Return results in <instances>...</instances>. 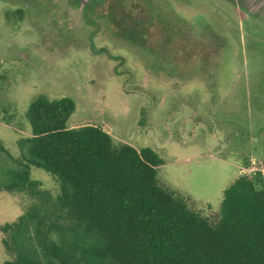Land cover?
I'll list each match as a JSON object with an SVG mask.
<instances>
[{"label":"rangeland","instance_id":"374dc122","mask_svg":"<svg viewBox=\"0 0 264 264\" xmlns=\"http://www.w3.org/2000/svg\"><path fill=\"white\" fill-rule=\"evenodd\" d=\"M123 1L126 10L108 0H0V118L11 120L0 119L2 144L18 156L32 102L69 98L68 128L96 126L153 149L160 182L204 215L219 211L240 174L261 189L264 0ZM31 176L59 192L45 170ZM31 203L0 192V228Z\"/></svg>","mask_w":264,"mask_h":264},{"label":"trees","instance_id":"16d2710c","mask_svg":"<svg viewBox=\"0 0 264 264\" xmlns=\"http://www.w3.org/2000/svg\"><path fill=\"white\" fill-rule=\"evenodd\" d=\"M108 1L126 10L123 0ZM74 112L72 99L38 98L18 156L0 141V192L32 201L0 228L4 264H264V186L240 174L219 211L204 215L160 182L156 151L100 127L68 128ZM0 119L11 125L7 114ZM32 167L51 174L59 192L33 180Z\"/></svg>","mask_w":264,"mask_h":264}]
</instances>
